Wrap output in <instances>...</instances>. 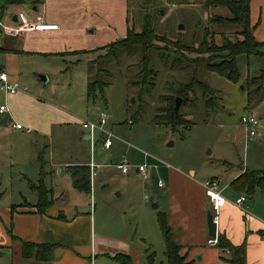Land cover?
<instances>
[{
	"label": "crops",
	"instance_id": "crops-1",
	"mask_svg": "<svg viewBox=\"0 0 264 264\" xmlns=\"http://www.w3.org/2000/svg\"><path fill=\"white\" fill-rule=\"evenodd\" d=\"M26 1L29 3L27 11L22 8ZM202 1L187 0V4ZM209 11L228 14L224 9ZM0 12L7 25H14L20 15H26L33 19L41 17L44 23L58 26L57 30L50 31L11 36L0 34V41L2 37L8 39V42L4 39L0 47V67L10 82L18 86L14 95L0 93V105H6L8 109L7 113L0 114V149L4 146L2 136L23 137L11 127L13 122L19 123L31 130L25 135L33 139L29 144L36 150L38 160L35 168H27L21 159L16 161L11 154L0 157V264H97L102 261L100 259L125 264L116 257L131 264H147L146 257L151 252L140 255L126 241L134 238L128 235L120 210L110 214V219L103 215L96 219L95 216L98 191L109 196L110 191H106L110 183L120 182L112 190L114 193L122 186L127 187L130 181L138 180L139 175L133 169L123 175L118 168L119 162L110 159L113 142L109 149L103 148L101 140L97 146L96 132L91 135L83 130L82 122L70 108L49 94L46 89L52 82L48 79L50 75L46 73L41 77L40 84L33 79L26 84L23 81L26 77L20 74L24 57L40 58L44 62H34L42 66L47 59L92 56L95 50L119 37L124 38L130 28L129 0H24L20 4L1 0ZM250 24L256 41L264 43V0H250ZM38 72L43 74L41 69ZM86 102L91 103L87 98ZM109 119L107 114L105 127ZM105 131L112 141L114 136ZM30 152L28 150V154ZM147 159L145 154L144 160ZM128 161L131 166L134 164L132 157ZM14 164H20V167L13 169ZM154 166H148L151 169L148 179L153 184L144 185L143 189L146 193L156 187L167 194L162 213L166 214L175 240L182 247L180 254L185 255L190 264H230L227 251L207 245L210 237L206 213L213 214V208L205 193L206 180H195L193 172L189 176L177 168ZM71 167L88 168V194L73 186L68 171ZM242 173L228 181V193L219 188L220 181L210 179L218 183V192L225 199L218 212L213 210V216L217 218V235L225 236L234 246L245 244L247 264H264V191L250 203L247 199L243 205L236 206L235 200L242 194L232 192L229 185ZM159 181L163 183L162 187L158 186ZM38 187L47 193V205L41 210ZM121 195L120 192L118 197ZM93 203L95 212L92 214ZM22 243L51 246V260L24 259Z\"/></svg>",
	"mask_w": 264,
	"mask_h": 264
},
{
	"label": "rangeland",
	"instance_id": "rangeland-1",
	"mask_svg": "<svg viewBox=\"0 0 264 264\" xmlns=\"http://www.w3.org/2000/svg\"><path fill=\"white\" fill-rule=\"evenodd\" d=\"M24 5L22 8L27 11L28 1ZM145 15L151 17L152 27L159 37L171 42L179 41L186 46H198L205 30L218 34L215 38L217 43L221 42L219 35L225 34L234 40L233 35L236 33L235 28L209 26L208 19L216 14L205 10L199 4L172 0H129V25L135 33L140 32ZM179 26H183L182 31H179ZM4 39L8 40L2 37L0 47ZM155 45L165 46L164 43L158 42H155ZM107 52L106 49L89 57L78 55L72 59H47L42 66L34 62H44L40 58L24 57L20 63V74L26 77L23 80L26 84L31 79L40 84L41 77H45L46 73L50 75L48 79H52V82L46 90L59 103L70 108L71 113L81 122H97L99 114L106 112L110 119L105 129L114 136V146L110 152L112 162H120L123 158L129 160L132 157L133 170L137 167L135 164L142 163L149 167L159 165L177 168L189 176L193 172L197 181H220L219 188L224 189L226 193L230 192L228 181L240 172H264V55L238 56L236 64L239 79L236 82L216 73H208L200 66L195 74L215 91L218 107L208 111L201 91H196L195 98L189 97L191 101L183 103L181 100L178 111L183 123L163 125V121L157 124L152 120L156 116L165 118L168 105L164 98L172 96L179 85L190 82L193 69L172 71L169 62L167 64L156 53L149 52L150 64L157 77L153 80L154 89L150 90L148 95L139 97L140 87L131 86L129 83L141 79L139 73L142 70V51L136 49L132 55L120 51L114 53V57L110 56L109 60L99 61V68L111 74L110 77L100 74L99 78L108 82L109 86L105 89L103 99L97 94L96 101L88 104L85 98L86 85L89 78L97 77L96 67L91 70L89 60L106 56ZM262 52L264 53V48ZM186 56L196 57L189 54ZM38 69H41L43 74H38ZM251 79H258V84L250 85ZM249 93L252 94V99L248 103ZM176 98L179 97L174 98V104ZM247 114L253 115L259 123L256 135L252 138L247 136L240 121L241 117ZM16 132L23 134V137L14 134L1 137L4 146L0 149V157L5 156L4 154L10 157L11 154L16 161L21 159L27 168H35L38 165L37 152L29 144L33 139L21 131ZM101 137L98 132L94 134L97 146L100 145ZM12 146L14 149H11ZM28 150L31 151L29 154ZM145 154L148 156L146 161ZM19 167L20 164L12 165L13 169ZM148 170L150 173L151 169ZM149 179H134L127 187L122 186L113 193L115 186L120 185L119 181H114L106 191H110L109 196L98 191L95 216L96 219L102 215L110 219V214L120 210L126 231L134 238L126 241L136 248L140 255L155 252V263L165 264V246L157 215L165 211L167 194L164 189L156 187L145 193L143 186L153 184ZM120 192L122 195L118 197ZM261 192L256 191L248 202L254 200ZM152 203L157 204L159 208L153 209ZM91 212H95L94 203ZM212 212L214 214L213 210ZM100 260L102 261L97 264H121L110 259Z\"/></svg>",
	"mask_w": 264,
	"mask_h": 264
},
{
	"label": "trees",
	"instance_id": "trees-1",
	"mask_svg": "<svg viewBox=\"0 0 264 264\" xmlns=\"http://www.w3.org/2000/svg\"><path fill=\"white\" fill-rule=\"evenodd\" d=\"M23 1L24 0H6V2L10 4H20L23 3ZM172 1L187 4V0ZM198 4L202 5L207 11L211 9L226 10L228 14L225 16L221 14L211 16L208 19V25L235 28L236 33L233 35L234 40L222 34L219 35L221 42L217 43L215 38L218 34L205 30L198 46H186L179 41L171 42L165 38L159 37L155 33L151 24V17L145 15L140 32L135 33L133 29L129 28L123 39L95 50V52H98L107 49L108 52L106 56L98 57L89 62L91 70H93L94 66L96 67L97 77L93 79L89 78L88 80L87 100L89 102H94L97 99V94H100L103 99L105 89L109 86L108 82H104L99 78L100 74H104V76L107 77L111 75L108 71L99 68L98 64L100 60H109L108 58L110 56L120 51L125 52L127 55H132L136 49H141L142 70L139 73L141 79L129 83L131 86L140 87L139 97L148 95L150 90L154 89L153 80L157 77V73L150 64V59L148 57L149 52L156 53L160 56V59L166 61L167 64L170 63V69L172 71L177 70L180 72L193 69L190 82L179 85L178 88L174 90L172 96L164 98L168 105L165 109V118L156 116L152 120L154 123L160 124L161 121H163V125L182 124L183 121L179 111L177 113L174 112V98L179 97L183 103L189 102L191 101L189 99L190 96L195 98L196 91H201V96L205 99L204 104L208 111H213L217 108L218 98L216 97L215 91L199 80L195 71H197L200 66H203L208 73H216L221 77H225L227 80L236 82L239 79L236 64L237 57L263 56L264 53L262 49L264 48V43L257 42L253 35V27L250 24V0H203ZM155 42L164 43L165 46L159 47L155 45ZM186 54L195 55L196 57L190 58L186 56ZM256 80L258 79H251L249 82L250 85H257L258 83ZM247 96L249 103L252 99V94L249 93ZM206 118L208 119L209 115ZM68 171L73 186L80 192L88 194L90 192V174L88 168L71 167ZM229 187L232 192L244 194L247 199H250L257 190L264 191V172H250L244 170L241 175L230 183ZM37 190L41 198L38 207L39 209L45 208L47 205V193L42 187H38ZM157 223L165 246V264H190V262L186 260V256L180 254L182 247L175 240L174 232L168 225L165 213H159L157 215ZM217 238V248L229 253L228 262L230 264H247L245 244L234 246L225 236L220 234L217 235ZM21 253L24 259H31L34 257L37 261H49L52 257V247L22 243ZM155 256V252L149 253L146 257L147 264H155ZM115 259L125 264H131L121 257H116Z\"/></svg>",
	"mask_w": 264,
	"mask_h": 264
},
{
	"label": "built area",
	"instance_id": "built-area-1",
	"mask_svg": "<svg viewBox=\"0 0 264 264\" xmlns=\"http://www.w3.org/2000/svg\"><path fill=\"white\" fill-rule=\"evenodd\" d=\"M57 25L52 24H46L42 21L41 17H35L30 18L26 15H20L17 19L14 25H7L0 12V34L5 35H18L23 34L26 32H38V31H50V30H57ZM18 92V86L11 83L8 75L1 69L0 67V93H3L5 95H14ZM8 109L6 105H0V114L7 113ZM241 124L244 126L245 132H247V136L252 138L256 135V129L259 126L258 120L251 114H247L245 116H242ZM107 123V113L101 112L98 116L97 122H87L84 121L81 124V127L83 130L88 131L91 135L95 132H99L101 137V143L103 145L104 149H109L111 146V135L105 131L104 127ZM11 127L15 130L21 131L24 134H30L31 130L28 128H25L19 123L13 122L11 124ZM156 168V166H154ZM118 168L120 169V172L123 175L128 174L129 170L133 167L130 165L129 161L126 158H123L119 164ZM134 170L142 180L148 179V166L145 164L139 165L137 167H134ZM158 186L162 187L163 183L161 181L158 182ZM204 188L205 193L207 197L210 200V203L212 205V208L215 212H218L219 208L225 203V199L220 196L218 192V183L215 180H207L204 182ZM247 200L245 195H239L237 199L235 200L236 206H241L244 204V202ZM217 218L214 216V221L217 224ZM262 237L264 238V230ZM218 244V238L217 234L215 238H210L207 241V245L210 247H216Z\"/></svg>",
	"mask_w": 264,
	"mask_h": 264
},
{
	"label": "water",
	"instance_id": "water-1",
	"mask_svg": "<svg viewBox=\"0 0 264 264\" xmlns=\"http://www.w3.org/2000/svg\"><path fill=\"white\" fill-rule=\"evenodd\" d=\"M178 29H179V31H182L183 30V26H179ZM180 104H181V99L180 98H176L175 99V104H174V112L175 113L178 112ZM151 207L153 209H157L158 205L155 204V203H152ZM206 225H207V230H208V236L210 238H215V236L217 234V225H216V223L214 221V216H213V214L210 211H207V213H206Z\"/></svg>",
	"mask_w": 264,
	"mask_h": 264
}]
</instances>
